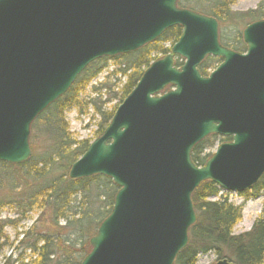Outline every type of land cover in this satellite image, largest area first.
I'll return each mask as SVG.
<instances>
[{
  "label": "water",
  "instance_id": "95a60500",
  "mask_svg": "<svg viewBox=\"0 0 264 264\" xmlns=\"http://www.w3.org/2000/svg\"><path fill=\"white\" fill-rule=\"evenodd\" d=\"M177 1L0 0V162L9 165L30 159L31 124L87 66L181 28L69 168L70 180L99 175L117 188L79 264H173L202 182L242 193L264 174V19L244 28L240 54L220 45L214 18ZM207 56L222 62L202 77ZM210 135L231 141L197 167L191 152Z\"/></svg>",
  "mask_w": 264,
  "mask_h": 264
},
{
  "label": "trees",
  "instance_id": "16d2710c",
  "mask_svg": "<svg viewBox=\"0 0 264 264\" xmlns=\"http://www.w3.org/2000/svg\"><path fill=\"white\" fill-rule=\"evenodd\" d=\"M234 2L197 0L192 5L178 2V6L191 10L195 8L196 12L213 17L220 29L231 25L239 30L253 21L264 19V0L255 10L245 13L232 12L230 7ZM180 34V27H172L155 43L120 56L127 59L120 72L124 76L129 72L121 95L113 94L105 102H101L97 96V100L91 102L100 119L97 136L101 135L116 110L105 111L103 105L113 99L122 102L143 71L156 60L152 57L153 53L161 52L164 56L169 53V49L164 50L157 44L168 42L173 45ZM219 40L224 47L235 52L245 49L242 45H226L222 43V38ZM234 44L241 42L238 39ZM215 60L208 57L199 65L202 76H207ZM105 61L100 59L91 63L69 90L34 120L29 136L31 157L27 162L20 165L0 162V209L13 207L16 219H28L27 214L39 213L32 225L22 233L20 241L26 243L25 249L33 257L30 264H79L90 251V238L112 208L117 188L109 178L99 175L80 180L68 178L70 166L82 156L89 141L73 139L65 122V112L80 106V93L103 71ZM180 65V59L176 58L175 66ZM216 139L217 136L210 135L193 148L191 161L196 166H203L209 156L204 154V150L211 148ZM228 141L229 138L222 139V142ZM221 192L210 181L201 183L194 190L191 201L196 221L188 232L186 247L178 253L173 264H196L198 256L207 254L234 264H264V208L249 231L234 235L232 230L241 218L242 209L221 196L213 200ZM242 196L246 199L264 198V174ZM14 263H18V260L11 261L10 257L3 261V264Z\"/></svg>",
  "mask_w": 264,
  "mask_h": 264
},
{
  "label": "rangeland",
  "instance_id": "374dc122",
  "mask_svg": "<svg viewBox=\"0 0 264 264\" xmlns=\"http://www.w3.org/2000/svg\"><path fill=\"white\" fill-rule=\"evenodd\" d=\"M261 1L262 0H235L230 10L239 13L252 11L257 8ZM179 2L184 4L187 2L192 5L197 3V0H179ZM192 10L197 11L195 8ZM244 27L245 26L240 27L239 30L231 25H226L221 29L219 28V39L222 38V43L226 45L233 47L242 45L245 48L241 39V33ZM238 39L241 44H234ZM171 46L172 44L168 42L157 44V47L164 50H170ZM244 51L245 50H242L240 53ZM152 57L157 60L164 57V55L161 54V52H156L153 53ZM215 59L216 60L212 62L211 68L208 70L210 73L221 63V60L218 58ZM124 61L127 62V59L124 60L120 56L107 58L105 61L106 67L103 71L88 85L85 91L80 93V108H72L65 112V122L68 125V131L73 139L77 141L87 140L90 143L99 137L96 135V132L100 119L94 107L91 105V102L92 100H97V96H99L101 102H105L108 98H111L113 94H117L118 96L121 95V91L127 79V74L129 73L126 72L124 76L120 72L125 64ZM102 88H105V90H101ZM120 104L121 102H119V99H113L104 104L102 109L109 112L113 108L116 109ZM220 143H223L222 138L217 136L213 146L204 150V154L209 155L207 160L214 154L216 147ZM37 152L39 153L40 150ZM219 196L226 198L229 203L241 207L242 209L241 218L232 230L234 235L249 231L255 220L261 216L264 208V198L260 196L246 199L242 194L235 192H221L216 198H213V200L218 199ZM38 214V212H32L27 214L28 219H16L17 215L13 207L4 206L0 209V264H3V261L7 257H10L11 261L18 260L16 264H30L33 257L30 251L25 249L26 243L20 241L23 238L22 233L32 225ZM216 261L217 259L213 254L200 255L197 257L196 264H214Z\"/></svg>",
  "mask_w": 264,
  "mask_h": 264
},
{
  "label": "flooded vegetation",
  "instance_id": "af4514ba",
  "mask_svg": "<svg viewBox=\"0 0 264 264\" xmlns=\"http://www.w3.org/2000/svg\"><path fill=\"white\" fill-rule=\"evenodd\" d=\"M220 60V59H219Z\"/></svg>",
  "mask_w": 264,
  "mask_h": 264
}]
</instances>
